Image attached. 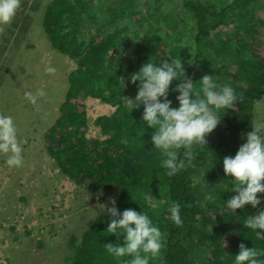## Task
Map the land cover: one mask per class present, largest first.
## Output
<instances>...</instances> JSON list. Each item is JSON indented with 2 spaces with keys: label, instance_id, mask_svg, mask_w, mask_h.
Listing matches in <instances>:
<instances>
[{
  "label": "trees",
  "instance_id": "1",
  "mask_svg": "<svg viewBox=\"0 0 264 264\" xmlns=\"http://www.w3.org/2000/svg\"><path fill=\"white\" fill-rule=\"evenodd\" d=\"M112 1L104 23L91 41L85 42H78L77 33L85 24L97 21L101 1L54 0L46 8L43 27L49 41L77 64L68 75L60 116L43 135L49 157L64 178L84 187V194L118 190L115 206L119 211L132 208L150 216L163 235L161 254L150 264H196L195 260L202 258L198 264H232L230 255L239 251L241 243L264 250V241L257 240L242 224L258 209L246 205V212L237 209L234 213L226 208L224 200L235 193H228L232 180L225 177L220 163L245 142L242 134L251 130V115H247L256 105L254 101L264 97V0H144L152 5L147 12L135 2ZM123 19L128 23L125 27L120 25ZM146 19L157 26H145ZM188 37L199 47H212L219 56L213 62L207 52L205 60L196 57L184 63L181 43ZM131 44L134 47L128 50ZM6 50H0V63ZM150 58L157 64L168 58L181 59L185 75L194 82L214 75L218 83H228L238 95L235 109L226 110L217 128L206 137L205 149L195 150L191 166L172 176L161 167L158 150L151 148V130L143 134L144 127L138 125L143 106L132 113L125 107L124 97L134 99L139 83H131L129 77ZM175 95L170 91L173 107L178 106ZM89 97L115 108L112 115L95 121L104 131L103 139L87 137ZM100 143L102 147H98ZM124 155L128 156L122 160ZM134 157L141 161V171L132 169ZM145 195L164 201L155 214ZM172 201L181 205L180 226L169 218L167 209ZM109 219L102 211L79 238L75 232L62 236L68 241V264H123L128 259L115 258L105 249V244L117 243V236L105 231ZM119 241L123 242V236ZM33 263L32 258L26 262Z\"/></svg>",
  "mask_w": 264,
  "mask_h": 264
},
{
  "label": "rangeland",
  "instance_id": "2",
  "mask_svg": "<svg viewBox=\"0 0 264 264\" xmlns=\"http://www.w3.org/2000/svg\"><path fill=\"white\" fill-rule=\"evenodd\" d=\"M52 1L20 0L12 22L0 25V50L7 48L4 61L0 63V78L4 83L0 91V115L13 118L23 156L21 167L10 168L5 163L6 157L0 155V264H26L30 258L35 261L33 264H65L69 247L67 238L62 236L75 232L79 238L102 212L99 205L111 207L109 200L114 198L116 202L118 197L117 193L107 191L98 195L84 194V187L64 178L48 155L43 135L60 116L59 104L65 98V87H68L67 73L77 66L74 59L53 48L44 30L46 8ZM95 1H101L97 7L100 16L95 23L90 21L77 33L78 42L91 41L90 38L104 23L103 18L114 5L111 0ZM127 2H135L145 11L152 7L150 1ZM85 17L89 18V15ZM144 23L145 26H157L147 19ZM127 24L125 19L120 22L121 27ZM181 44L186 55H190V58L186 55L182 57L184 63L194 61L196 57L205 60L207 52L213 62L219 56L218 52L212 51V47H199L189 37ZM132 47L134 44L127 48ZM167 47L163 45V49ZM46 67H54L55 72H46ZM39 91H43L44 95H39ZM26 93L35 97V103ZM86 108L87 137L105 138L103 129L95 121L98 117L112 115L115 108L99 98L90 97L86 100ZM250 115L248 119L251 123L255 122L254 117L264 119V99L251 109L247 116ZM236 116L242 120L247 118ZM102 146V143L98 145ZM127 156L121 159L125 160ZM140 163L134 157L132 169L141 171L143 165ZM64 226H67L66 231ZM203 260H195V263Z\"/></svg>",
  "mask_w": 264,
  "mask_h": 264
},
{
  "label": "clouds",
  "instance_id": "3",
  "mask_svg": "<svg viewBox=\"0 0 264 264\" xmlns=\"http://www.w3.org/2000/svg\"><path fill=\"white\" fill-rule=\"evenodd\" d=\"M19 7L20 0H0V25L10 24ZM45 71L54 73L55 68L46 67ZM68 75L69 72L67 80ZM129 80L133 84L139 83L134 99L124 97L125 107L132 113L143 106L142 123L137 124L144 127L143 134L151 130V148L160 153L161 167L169 176L191 166L195 150L205 149L206 137L217 128L226 110L235 109L238 102L236 90L228 83H218L214 75H204L198 82L187 77L181 59L168 58L157 64V60L150 58ZM173 82H176L174 87ZM3 87L0 78V91ZM170 91L176 94L177 107L172 106ZM38 94L44 95L43 91ZM25 95L35 103V97L30 93ZM254 103L259 105L261 100ZM253 120L251 130L242 134L245 142L233 156L223 157L220 163L225 177L232 178V182L226 179L231 185L228 193H235L227 201L224 200L226 208L234 213L237 209L246 212V205L258 209L247 215L242 224L243 228L251 230L257 240L264 241V119L254 117ZM0 155L6 157L5 163L10 168L23 165L16 124L10 115H0ZM211 160L209 163L214 168ZM103 191L117 193V199L120 196L118 190L102 189L100 192ZM144 199L154 214L164 203L152 195H145ZM116 203L117 200L115 202L112 198L109 200L111 207L99 205L105 216L110 217L105 231L117 236L116 244L104 245L106 251L118 259L127 257L123 264H150V261H155L163 247L160 228L145 212L132 208L121 212L116 208ZM167 211L176 226L183 223L179 203L172 201ZM120 236H123L122 243ZM230 256L233 257L232 264H264V250L254 246L249 248L244 243L239 245L235 255Z\"/></svg>",
  "mask_w": 264,
  "mask_h": 264
},
{
  "label": "bare ground",
  "instance_id": "4",
  "mask_svg": "<svg viewBox=\"0 0 264 264\" xmlns=\"http://www.w3.org/2000/svg\"><path fill=\"white\" fill-rule=\"evenodd\" d=\"M73 245V244H72Z\"/></svg>",
  "mask_w": 264,
  "mask_h": 264
},
{
  "label": "crops",
  "instance_id": "5",
  "mask_svg": "<svg viewBox=\"0 0 264 264\" xmlns=\"http://www.w3.org/2000/svg\"><path fill=\"white\" fill-rule=\"evenodd\" d=\"M54 1V0H53Z\"/></svg>",
  "mask_w": 264,
  "mask_h": 264
}]
</instances>
